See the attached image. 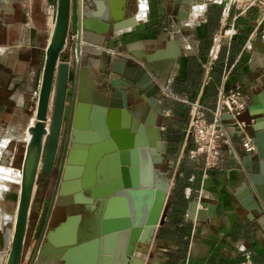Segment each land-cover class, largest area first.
<instances>
[{
  "label": "water",
  "instance_id": "95a60500",
  "mask_svg": "<svg viewBox=\"0 0 264 264\" xmlns=\"http://www.w3.org/2000/svg\"><path fill=\"white\" fill-rule=\"evenodd\" d=\"M255 1L264 5V0ZM91 2L93 0H78L73 66L69 64L72 60L70 54L62 56L66 62H59L67 46L70 0H56L55 3L34 122L27 128L29 139L20 165L22 180L5 264H21L28 216L39 174L46 175L49 182L54 170L56 180L49 213L30 264H44L47 259L64 264H141V260L133 259L136 249L142 244H151L156 228L164 224L167 216L170 180L156 168L163 163L164 153L156 127V120L163 111L156 98L159 90L142 67L128 65L131 62L125 58L113 62L109 73L90 65V47L98 45L95 36L102 37L107 33L101 23L116 24L111 28L112 32L134 23L132 20L117 25L121 21L113 15L109 19L104 12L92 13ZM126 4L119 6L125 9ZM183 5L190 6L189 3ZM188 16L185 11L176 18V22ZM253 50L255 55H261L254 56L259 62L257 66L263 67V42L255 40ZM89 69H96L98 78L95 83L85 86ZM70 73L72 84L68 93ZM138 94L146 105L140 112L136 111L137 106H132ZM69 95L70 116L64 122ZM252 102L254 105L237 118L245 123V134L256 151L252 157L244 151L240 153L248 171L240 186L246 197L241 205L250 213L256 212L258 221L264 225V104H257L255 98ZM115 111L119 112L121 122L111 124L109 117ZM188 142L189 138L186 145ZM98 144H102V150L91 160L96 163L98 175L94 183H83L78 166H85L86 162L76 159L77 151L93 152V147ZM105 159L112 167L109 174L103 171ZM256 164L258 173L252 174ZM203 201L204 197L191 204L197 220L213 217V207ZM70 210H85L92 216V225L84 227L85 234L83 229L78 238L77 231L67 232L69 224H76L80 218L77 214L67 216ZM47 226L52 230L45 234Z\"/></svg>",
  "mask_w": 264,
  "mask_h": 264
},
{
  "label": "crops",
  "instance_id": "0c3cea01",
  "mask_svg": "<svg viewBox=\"0 0 264 264\" xmlns=\"http://www.w3.org/2000/svg\"><path fill=\"white\" fill-rule=\"evenodd\" d=\"M111 1L93 0L90 11L104 12L109 19L113 15L121 21L117 25L132 20L134 23L114 32L111 28L116 24L101 23L107 33L102 37L95 36L98 45L90 47L88 60L91 66L109 73L113 62L125 58L131 62L128 65H138L150 75L154 87L159 90L156 98L163 107L156 120L160 142L164 145L163 163L156 168L170 180L164 224L156 228L151 244H142L136 249L133 259L141 260V264H264V225L258 221L256 212L250 213L241 205L246 197L240 186L248 173L240 154L243 151L239 143L241 136L233 134L232 147L223 150L218 167L207 171L205 176L201 161L191 160L185 148L189 122L187 103L198 102L212 108L218 92L242 84L250 96L248 108L254 105V98L257 104H264V66H257L259 62L254 56L261 55H255L253 50L255 40L259 39L264 44V21L259 27L257 16L261 12L256 8L258 5L239 11L233 4L228 6L218 0ZM125 2L126 8H120L119 5ZM78 8V0H70L67 46L59 61L66 62L62 56L70 54L71 66L77 44ZM185 11L189 13L188 18L176 22V18ZM88 72L85 86L95 83L98 78L96 69ZM109 76L113 78L111 73ZM69 79L68 93L71 92L72 73ZM139 95L132 103L138 112L146 106ZM69 101L70 95L64 122L70 116ZM109 119L111 124L121 122L118 111ZM33 122L31 119L28 127ZM101 145H95L93 152L76 149V159L86 162L85 166H78L81 182H95L98 172L96 163L91 160L102 150ZM254 154L256 151L249 157ZM109 164L110 161L105 159L103 171L108 174L112 171ZM251 173H258L257 164ZM55 180L56 171H53L49 182L46 177L39 181L32 199L33 211L41 219V231L49 213ZM203 197V202L213 207V217L197 220L191 204ZM76 214L80 218L76 224H69L67 232L77 231L78 238L84 227L92 225V216L85 210L67 212V216ZM11 219L13 223L14 217ZM51 230L47 226L45 234ZM39 236L27 264H30ZM44 264L64 263L47 259Z\"/></svg>",
  "mask_w": 264,
  "mask_h": 264
},
{
  "label": "rangeland",
  "instance_id": "374dc122",
  "mask_svg": "<svg viewBox=\"0 0 264 264\" xmlns=\"http://www.w3.org/2000/svg\"><path fill=\"white\" fill-rule=\"evenodd\" d=\"M235 2L233 7L239 11L258 5L256 8L261 16L257 17L261 26L264 21V5L251 0ZM55 3L56 0H0V155L5 152L13 155L11 168L0 166L2 224L6 216H15L19 193L17 183L20 180V172L16 170L20 169L22 162L26 128L34 119L38 81L43 68V50L54 23ZM39 177L40 174L36 188ZM33 207L32 202L23 245V264L28 263L31 249L41 231V219L36 217ZM9 247L10 242L8 248L5 247L4 231L0 230V253L8 252ZM6 255L0 264H5Z\"/></svg>",
  "mask_w": 264,
  "mask_h": 264
},
{
  "label": "built area",
  "instance_id": "2783aa9c",
  "mask_svg": "<svg viewBox=\"0 0 264 264\" xmlns=\"http://www.w3.org/2000/svg\"><path fill=\"white\" fill-rule=\"evenodd\" d=\"M237 0H229V6ZM253 3L255 0H251ZM250 96L242 84L217 94L214 106L207 107L198 102H189V122L186 131V153L191 160L201 161L204 176L216 169L223 156V150L232 147V136L240 135L241 149L248 155L255 152V146L245 134V123L237 118L244 113ZM225 117V118H224ZM189 142L186 145L187 139Z\"/></svg>",
  "mask_w": 264,
  "mask_h": 264
},
{
  "label": "bare ground",
  "instance_id": "6f19581e",
  "mask_svg": "<svg viewBox=\"0 0 264 264\" xmlns=\"http://www.w3.org/2000/svg\"><path fill=\"white\" fill-rule=\"evenodd\" d=\"M44 58H45V52H44ZM38 89H39V87H38ZM28 139H29V134L27 133V129H26L25 138H24V141H23L24 144H26ZM12 163H13V155L12 154H10L8 152H5L4 154L0 155V166L6 167V168H11ZM0 169H1V167H0ZM18 171L20 172V180H19V183H18V185L20 186L21 180H22V175H21V170L20 169L16 170V172H18ZM1 173H3V172H1ZM11 218H12L11 216H6L5 217L6 220L3 222L2 228L0 229V230L4 231V240H5L4 243H5L6 248H8V245H9V242H10V238L12 237V231H13L12 227L14 225V222L12 223V219ZM6 254H7V251L0 253V263H2L4 261V258H5ZM53 260H55V259H53Z\"/></svg>",
  "mask_w": 264,
  "mask_h": 264
},
{
  "label": "flooded vegetation",
  "instance_id": "af4514ba",
  "mask_svg": "<svg viewBox=\"0 0 264 264\" xmlns=\"http://www.w3.org/2000/svg\"><path fill=\"white\" fill-rule=\"evenodd\" d=\"M54 171V170H53ZM53 174V173H52ZM44 177H46V175H43V174H40V177H39V181H41ZM47 178V177H46ZM38 181V182H39Z\"/></svg>",
  "mask_w": 264,
  "mask_h": 264
}]
</instances>
